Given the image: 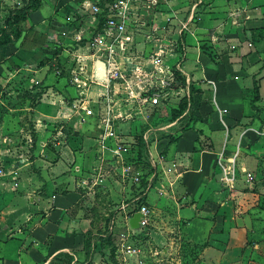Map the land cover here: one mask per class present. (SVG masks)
Segmentation results:
<instances>
[{
  "label": "crops",
  "instance_id": "1",
  "mask_svg": "<svg viewBox=\"0 0 264 264\" xmlns=\"http://www.w3.org/2000/svg\"><path fill=\"white\" fill-rule=\"evenodd\" d=\"M106 2L42 0L21 25L22 35L36 31L39 45L24 48L21 38L0 45V105L12 94L26 104L12 123L0 106V135H32V156L22 158L31 189L1 198L11 213L0 264H108L93 205L130 198L136 185L127 171L137 162L136 172H147L146 152L156 162L148 225L130 232L133 214L124 220L158 264H231L235 248L242 264H260L264 33L253 30L264 28V0H126L118 33L93 12ZM175 76L188 81L195 113L183 129L173 116L181 91L162 93V79ZM234 154V183L224 184L217 159ZM11 242L16 250L6 255Z\"/></svg>",
  "mask_w": 264,
  "mask_h": 264
},
{
  "label": "rangeland",
  "instance_id": "2",
  "mask_svg": "<svg viewBox=\"0 0 264 264\" xmlns=\"http://www.w3.org/2000/svg\"><path fill=\"white\" fill-rule=\"evenodd\" d=\"M1 3L2 0H0V24L4 23L3 21L7 17L9 10L13 9L12 7H9L7 5H4L2 7ZM111 35L113 39L119 38L117 35H113V34ZM180 79H181L180 82L177 81L178 82L177 87L179 86V88H181V93L184 96L183 98H185L186 100L185 107L187 106L189 107L187 113L181 118L182 120L178 123V125L181 126L180 128L183 129L186 128V126L189 124L188 119L190 117L192 119V115L193 114L195 115V113H194V109L191 108L190 105L191 96H190L189 84L186 83L187 82L186 80L183 81L182 77ZM166 80L170 83V85H172V83L175 84V82H173L174 80L171 78H167ZM165 87L166 86L162 85V93L164 92ZM167 87L169 89L171 88L169 86ZM153 88L156 89L155 86ZM22 94L23 96L24 95L26 96L28 93L24 92ZM10 96L12 98H10L9 101H5L0 106H2L3 109L2 111L6 113L5 115L9 116L8 118L10 123H12L13 122L12 117L14 115H19V116L23 115L26 104L25 103L22 104L20 101H18V99L16 100L13 97V94ZM20 96L21 94L17 95V98ZM188 96H189V101H188ZM13 108H15L16 112H14ZM0 120H2V116H0ZM17 121L19 123L22 122L20 119ZM29 123L30 121H28L26 117L24 126L28 128ZM23 134L21 133H19L18 135L10 134L8 136L0 135V142H2L0 144V196H1L0 197V231H2V229H7L4 226V224L8 222V219H5L4 215L8 216V214L11 213L10 209L5 208V206L3 205V203L5 202V200L3 201L1 199L4 198L3 194L13 191V188L14 187L17 188V186L20 187L21 189L23 188L22 190H24V188L31 189V183H30L31 181L28 179V174L32 168L30 164L24 165L25 162L23 161L22 158L24 157L28 159L31 158L30 144L32 140V135L29 132L27 134L25 133V135ZM137 139L138 138L136 137L135 140ZM14 143H17V146H19L17 149L13 148ZM21 144L23 145L22 147ZM2 154L3 155L5 154L6 158L3 159ZM13 156L15 158L14 161H12L11 159V157ZM7 157H9L10 159H8ZM143 158L146 157L143 156ZM142 161H144L145 162L144 164H146V159L145 160L142 159ZM135 164H137V162L132 164L130 163L131 168H129L128 170L129 173L127 171L126 174L127 176L129 174V177H126V180L131 181L132 183H134L133 177L136 174V170L133 167ZM147 164L149 163L147 162ZM101 193H102L101 191L98 192L99 197ZM127 198L129 197L123 195L122 197H119L117 200L111 202V201H106V199H104L103 197H100V200H98L97 204L93 205L91 217L93 218L94 228H95L94 236L98 237L101 241V248L99 249V252L102 253L104 260H106L108 264L110 263L119 264V262H122V264L124 263L133 264V262H131L132 260H134L135 263L137 260L138 264H158L156 259H154V257L157 255L156 254L154 255V252H152V250L150 251L143 247L142 245L143 243L141 242V238L139 235L138 236L135 234L133 235L130 233L132 232V230H130L129 232V230L127 229L124 220V212L122 211L120 213L119 211L122 210L121 208H119L121 203L127 200ZM25 203L26 205L24 206H27V204L29 205L28 198L25 200ZM95 205H97V207H95ZM25 220H26L25 217L23 218L20 216L18 218V222H19L18 227L21 228V224L22 223L24 224ZM132 236L134 237L132 238ZM127 237H131L132 240L127 239ZM0 240H3L1 239V236H0ZM127 246H130L131 248L134 247L136 249V252L135 253L127 252L126 251ZM15 247H16L15 242L8 243L6 245V255L13 253L16 250ZM175 254L171 256L174 257L176 256ZM32 255L34 254L31 253L30 257ZM238 255H239V249L235 248L234 253L232 254L231 257L233 260V261L231 260V264H242L241 260L238 259ZM104 256H107V258ZM134 257H136V259H134ZM141 261H143L144 263H141ZM182 264H187V263L183 262ZM260 264H264V261L261 262Z\"/></svg>",
  "mask_w": 264,
  "mask_h": 264
},
{
  "label": "built area",
  "instance_id": "3",
  "mask_svg": "<svg viewBox=\"0 0 264 264\" xmlns=\"http://www.w3.org/2000/svg\"><path fill=\"white\" fill-rule=\"evenodd\" d=\"M126 0H112L107 1L103 4L102 7L93 6V12L94 13H100L105 18V26L110 30V33H118L124 29V23L121 19L122 16V8L125 6ZM175 75V74H174ZM176 77V76H175ZM172 77L175 82V84L170 83L167 80L162 79V85L165 87V92L168 94L167 90L170 89L176 90L175 93L178 94L181 91V88L179 86L177 87V78ZM188 83V81L186 82ZM184 97V96H183ZM189 101V96H188ZM188 103V102H187ZM189 107H185V109L181 112V114L178 116V121L180 118H182L188 111ZM177 119H175L177 121ZM189 120V119H188ZM189 123V122H188ZM189 126V124L187 125ZM186 126V127H187ZM209 143H206L205 145H208ZM235 155L231 157H225L218 156V163L222 166L223 170H225L226 176H223L222 181L224 184H233L234 178H235ZM146 161L149 163V169L147 172H136L135 176L133 177L134 184L136 185V190L134 191L133 195L128 198L127 200L123 201L121 203V209L124 211L125 214L132 215L135 212H141L142 216L140 218V222L142 224V228H146L148 225V218H149V208L146 203V193L150 188L151 182L153 178L156 175V162L153 159L150 152H146ZM223 159L225 161H223ZM142 180L145 181V184H142ZM135 248H131L130 246H127L126 251L132 252Z\"/></svg>",
  "mask_w": 264,
  "mask_h": 264
},
{
  "label": "trees",
  "instance_id": "4",
  "mask_svg": "<svg viewBox=\"0 0 264 264\" xmlns=\"http://www.w3.org/2000/svg\"><path fill=\"white\" fill-rule=\"evenodd\" d=\"M42 0H26L21 6L14 7L9 10L7 17L4 20V23L0 24V45L9 43L13 40L21 38L20 46L24 48H31L35 45H39L40 36L36 33L32 27H29L25 34L22 35V23L26 21L29 17V14L36 10ZM112 1V0H106ZM104 24V20L100 18L98 29ZM260 33H264V28H255L253 30ZM180 76H178V79ZM255 91L257 90L256 85H254ZM185 98H182L178 107L173 110V116L177 117L185 109L186 102ZM142 184H145V181L142 180Z\"/></svg>",
  "mask_w": 264,
  "mask_h": 264
},
{
  "label": "water",
  "instance_id": "5",
  "mask_svg": "<svg viewBox=\"0 0 264 264\" xmlns=\"http://www.w3.org/2000/svg\"><path fill=\"white\" fill-rule=\"evenodd\" d=\"M142 216L141 212H135L132 216L128 218V226L133 232H141L143 230L140 218Z\"/></svg>",
  "mask_w": 264,
  "mask_h": 264
}]
</instances>
